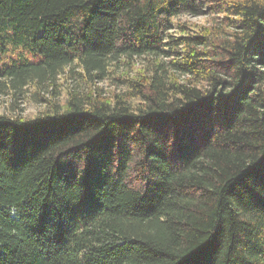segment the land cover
I'll return each mask as SVG.
<instances>
[{
    "label": "trees",
    "instance_id": "1",
    "mask_svg": "<svg viewBox=\"0 0 264 264\" xmlns=\"http://www.w3.org/2000/svg\"><path fill=\"white\" fill-rule=\"evenodd\" d=\"M212 2L0 0V264H264V0Z\"/></svg>",
    "mask_w": 264,
    "mask_h": 264
},
{
    "label": "rangeland",
    "instance_id": "2",
    "mask_svg": "<svg viewBox=\"0 0 264 264\" xmlns=\"http://www.w3.org/2000/svg\"><path fill=\"white\" fill-rule=\"evenodd\" d=\"M213 5H208L207 9L202 8V13L197 16H181L177 22V24H185V27L191 31L200 32V29H207L209 32H214L216 34H222L223 32H228L230 30L229 28V20L232 19L229 15L225 14H216L211 13V11L216 10L218 3L219 5L228 3L231 0H212ZM215 6V7H214ZM214 7V8H213ZM25 54L27 57H30L28 53H26L25 50H20L18 48L10 47L5 50H0V65L5 64L10 61V59H13L18 54ZM139 63L135 64V74L139 71V68L141 67L142 63L140 60H138ZM115 81H106L101 84H97L96 86L101 89L103 93L106 94V96H110L111 92H117L116 84H114ZM76 81L70 80L68 83H66L64 80L61 79V81L58 84V91L59 87L61 86L62 93L64 91L68 90V87L75 86ZM31 88L28 89V92L25 97L17 100H13V96H0V114L4 115H12L17 114L22 116L23 118H33L34 116L38 115L40 111H43L44 107L42 103H39V101L42 98H48V95H46L43 92H33ZM63 98H61V101L63 102L65 94H63ZM37 98H40L39 100ZM14 109L15 111L11 110Z\"/></svg>",
    "mask_w": 264,
    "mask_h": 264
}]
</instances>
